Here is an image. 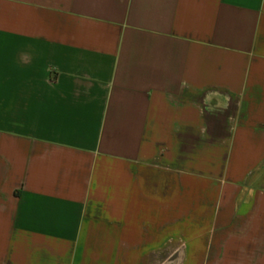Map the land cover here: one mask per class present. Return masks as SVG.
<instances>
[{"label": "crops", "instance_id": "1", "mask_svg": "<svg viewBox=\"0 0 264 264\" xmlns=\"http://www.w3.org/2000/svg\"><path fill=\"white\" fill-rule=\"evenodd\" d=\"M0 264H264V0H0Z\"/></svg>", "mask_w": 264, "mask_h": 264}]
</instances>
